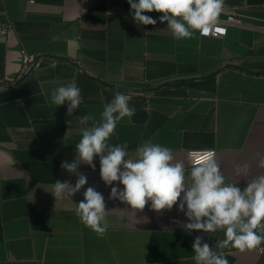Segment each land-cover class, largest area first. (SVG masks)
I'll use <instances>...</instances> for the list:
<instances>
[{"label":"crops","instance_id":"obj_1","mask_svg":"<svg viewBox=\"0 0 264 264\" xmlns=\"http://www.w3.org/2000/svg\"><path fill=\"white\" fill-rule=\"evenodd\" d=\"M224 4L241 26L176 40L160 13H144L156 25L136 23L127 0H0V264H196V236L229 264H264V243L217 249L223 232L185 230L174 222H189L178 205L158 213L150 202L141 211L110 200L111 187L123 185L104 184L98 156L95 171L78 166L84 188L69 199L52 194L56 180L76 183L60 165L74 160L90 126L79 117L99 120L116 91L131 97L135 115L109 143L127 142L130 156L151 141L189 167V151L214 149L226 182L244 187L264 175V0ZM69 82L82 96L71 116L67 103H51L52 90ZM244 163L248 175L236 176ZM89 186L105 198L103 237L75 214Z\"/></svg>","mask_w":264,"mask_h":264},{"label":"clouds","instance_id":"obj_2","mask_svg":"<svg viewBox=\"0 0 264 264\" xmlns=\"http://www.w3.org/2000/svg\"><path fill=\"white\" fill-rule=\"evenodd\" d=\"M133 20L142 25H156L144 13H160L159 22H167V29L174 39H191L195 33L207 37L223 34L218 18L224 7V0H127ZM131 97L120 91L104 105L97 120L92 114L79 117L81 139L75 146L76 157L72 162L64 161L60 167L77 180L73 186L69 182L56 180L52 194L69 199L87 184V176L78 172L81 163L95 171L93 163L99 157L100 178L106 186L114 182L123 185L111 187L110 200H119L134 210H143L151 205V210L161 212L172 210L184 213L188 223L179 220L185 230L207 234L222 231L224 239L217 241V249H238L244 252L264 243V175L248 181L244 187L226 182L214 149L191 150L188 164L176 161L169 147L151 141L140 145L134 154L129 155L127 142L112 145L109 143L118 123L125 117L135 115V108L129 106ZM51 103L62 106L67 103V115L82 103L81 89L75 82L56 87L51 92ZM91 122V123H90ZM264 168V159L258 162ZM248 163L234 166L236 176H247ZM84 199L77 204L75 214L81 223L103 237L107 228L104 224L106 204L104 196L89 186L83 193ZM196 264H229L223 251H215L208 243L196 236L192 245Z\"/></svg>","mask_w":264,"mask_h":264},{"label":"built area","instance_id":"obj_3","mask_svg":"<svg viewBox=\"0 0 264 264\" xmlns=\"http://www.w3.org/2000/svg\"><path fill=\"white\" fill-rule=\"evenodd\" d=\"M222 13L226 16L225 19L223 20H218L219 26L224 29L223 34H216V35H210L207 37H225L227 35V27L229 25H237L241 26L242 25V20H241V15L237 11L235 7L227 6L224 4ZM29 58H25V63L29 64L30 63Z\"/></svg>","mask_w":264,"mask_h":264}]
</instances>
